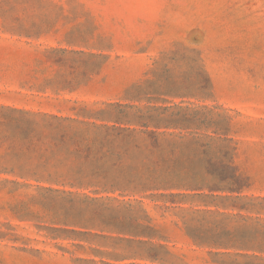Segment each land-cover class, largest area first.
I'll return each mask as SVG.
<instances>
[{"label":"rangeland","instance_id":"obj_1","mask_svg":"<svg viewBox=\"0 0 264 264\" xmlns=\"http://www.w3.org/2000/svg\"><path fill=\"white\" fill-rule=\"evenodd\" d=\"M182 101L185 111L205 113L195 124L201 133L229 132L252 182L246 194L264 197V0H0V232L19 238L0 239V260L163 264L93 252L97 244L60 230L99 232L122 211H98L3 167H11L14 110L75 115L121 103L149 116L152 106ZM146 204L176 254L214 264L186 239L178 210ZM67 210L79 211L78 224H66ZM260 256L255 264H264Z\"/></svg>","mask_w":264,"mask_h":264},{"label":"trees","instance_id":"obj_2","mask_svg":"<svg viewBox=\"0 0 264 264\" xmlns=\"http://www.w3.org/2000/svg\"><path fill=\"white\" fill-rule=\"evenodd\" d=\"M170 103L162 109L152 106L157 114L149 116L121 103L95 112L83 107L75 115L14 110L7 154L11 167L3 171L98 211H122L101 223L99 232L60 230L97 244V254L188 264L187 254L179 256L167 245L168 228L148 214L150 200L163 213L178 210L184 236L192 246L206 249L214 264L263 260L264 231L251 226H264V197L246 194L252 182L236 162L233 138L229 132L201 133L195 124L203 122L198 116L204 112L185 111L184 101ZM63 218L66 224H78L79 211L67 210ZM8 236L19 239L0 232V239Z\"/></svg>","mask_w":264,"mask_h":264}]
</instances>
